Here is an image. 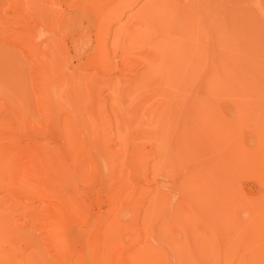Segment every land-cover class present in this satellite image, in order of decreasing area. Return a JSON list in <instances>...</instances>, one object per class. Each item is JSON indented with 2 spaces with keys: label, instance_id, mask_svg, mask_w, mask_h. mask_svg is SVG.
<instances>
[{
  "label": "rangeland",
  "instance_id": "obj_1",
  "mask_svg": "<svg viewBox=\"0 0 264 264\" xmlns=\"http://www.w3.org/2000/svg\"><path fill=\"white\" fill-rule=\"evenodd\" d=\"M0 264H264V0H0Z\"/></svg>",
  "mask_w": 264,
  "mask_h": 264
},
{
  "label": "bare ground",
  "instance_id": "obj_2",
  "mask_svg": "<svg viewBox=\"0 0 264 264\" xmlns=\"http://www.w3.org/2000/svg\"><path fill=\"white\" fill-rule=\"evenodd\" d=\"M225 34V33H224ZM219 35V34H218ZM189 39V38H188ZM180 41V40H179ZM225 41V40H224ZM183 42V41H182ZM182 42H180V43H182ZM179 43V42H178ZM183 43H185V42H183ZM174 44V43H173ZM189 44V43H188ZM191 44H194V43H191ZM180 45V44H179ZM190 45V44H189ZM225 45H227V44H225ZM180 48V47H179ZM172 49V48H171ZM173 50H175V49H173ZM170 56V55H169ZM169 59V58H168ZM158 69V68H157ZM160 70V69H159ZM160 73V72H159ZM162 73V72H161ZM160 73V74H161ZM166 74V73H165ZM161 76V75H160ZM168 80V79H167ZM144 166H145V164H144ZM144 166L142 165V167L144 168ZM146 167V166H145ZM145 170H146V168H144Z\"/></svg>",
  "mask_w": 264,
  "mask_h": 264
}]
</instances>
